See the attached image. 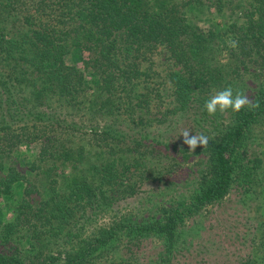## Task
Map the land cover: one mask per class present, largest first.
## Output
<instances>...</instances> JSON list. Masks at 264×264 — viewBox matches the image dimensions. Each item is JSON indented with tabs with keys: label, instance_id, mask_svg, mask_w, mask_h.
Returning a JSON list of instances; mask_svg holds the SVG:
<instances>
[{
	"label": "trees",
	"instance_id": "1",
	"mask_svg": "<svg viewBox=\"0 0 264 264\" xmlns=\"http://www.w3.org/2000/svg\"><path fill=\"white\" fill-rule=\"evenodd\" d=\"M159 47L181 65L167 83L149 62ZM249 62L264 71V0H0V216L13 206L0 218V264H142L131 246L149 238L162 246L150 264H173L196 230L190 221L234 185L256 194L260 217L239 264H264V137L252 138L264 79L252 101L212 122L222 116L213 97ZM155 99L165 110L152 118ZM181 118L207 132L193 189L150 216L119 209L176 168L175 150L188 154L143 134L166 122L174 133ZM32 144L39 178L13 160ZM104 215L110 222L97 224Z\"/></svg>",
	"mask_w": 264,
	"mask_h": 264
},
{
	"label": "rangeland",
	"instance_id": "2",
	"mask_svg": "<svg viewBox=\"0 0 264 264\" xmlns=\"http://www.w3.org/2000/svg\"><path fill=\"white\" fill-rule=\"evenodd\" d=\"M152 53L151 61L149 62L153 63L157 70L156 79L159 82L165 81L167 83V71L171 67L179 69L181 65L171 61L169 54L162 47ZM225 54H227L226 51L219 54V57L225 60ZM249 63V71L241 73L243 77H239L233 83L225 85L227 89L221 91L223 94L219 95V98L213 97L212 102L222 114V116L219 115L221 117H215L216 122H214L215 120L213 121L212 116L214 124L219 125L220 122L230 118L232 114L230 111L234 107V111H236L241 104L253 100L254 90L252 88H255L256 83L263 81L264 71L263 68H258V64ZM240 92H243V94ZM242 98L245 102L239 100ZM159 101V99H155L154 102L149 104L152 118L155 116L159 117L161 112L165 110L163 102L166 101ZM184 119L181 118V121L179 120L180 124L177 125L174 133L167 127L168 122L160 125L159 128L148 126L143 132L144 136L147 135L148 138L154 139L156 137L160 139L164 147L169 144L171 149H173L176 145V147L186 150L188 154L184 155L175 150L173 154H179L178 162L175 164L176 168L172 172L163 171L160 179L150 180L143 184L140 188V193L136 197L130 198L128 202L119 204V209L125 208V210L132 211L138 216H150L162 203H170L173 200V196L176 195L180 198L181 194H188L193 189L192 181H194L193 179H195L199 168L202 167L201 163L205 158L203 153H197L195 150L196 146L205 138L204 136L207 132L205 133V130L199 124L193 122L189 125L188 122H184ZM206 123L208 124V122ZM119 126L122 133H127V135L130 133L129 135L138 137V129L131 130L132 125L126 126L125 122H123ZM211 128L212 125H208V129ZM253 132L252 138L264 137V117L255 124ZM171 134H174L176 138L170 139L168 135ZM250 140L247 139L245 142V146L248 149L250 148ZM36 150L35 144L20 146L13 158L20 170L26 172L31 169L28 164L29 161L35 158ZM70 170V168H66V174L69 176V172H72ZM37 172L36 169L29 171L33 178L40 177L36 176ZM58 172L59 174L64 173L63 169L58 170ZM35 182L40 191L43 190L41 186L43 182L42 184L37 180ZM45 183L47 184V180H45ZM38 188L34 191L35 195L39 193ZM255 195V193L253 195H245L241 187L234 185L232 191L225 199L209 208L210 212L203 214L204 217L202 219L197 217V220H191L190 227L196 226V230L193 232L194 235L192 238L189 237L187 247L182 250L173 264H239L252 250L251 238L260 218L258 217L259 212L254 210L256 204ZM12 208L13 206L10 207V210L4 209L0 218L4 221L11 219L13 216ZM110 218L111 215L100 216L97 218V224L108 223ZM161 249L162 246L159 242L149 238L132 245L130 252H135L139 255L142 264H150L151 259L156 258Z\"/></svg>",
	"mask_w": 264,
	"mask_h": 264
}]
</instances>
